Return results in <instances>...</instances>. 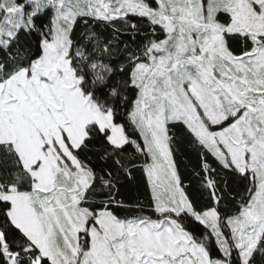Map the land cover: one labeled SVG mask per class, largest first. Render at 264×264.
I'll return each mask as SVG.
<instances>
[{
    "label": "snow or ice",
    "instance_id": "1",
    "mask_svg": "<svg viewBox=\"0 0 264 264\" xmlns=\"http://www.w3.org/2000/svg\"><path fill=\"white\" fill-rule=\"evenodd\" d=\"M26 2L31 11L0 0V48L8 53L0 62V151L11 166L0 175V264H254L256 253L264 257V0ZM47 7L54 15L41 28L34 17ZM78 17L144 37L124 49L115 83H107L114 70L83 47L73 55ZM21 30L38 33L34 58L12 55ZM95 39L94 51L110 55V43L101 48ZM129 104L138 138L116 122ZM90 142L108 146L103 158L114 168L98 174L85 162ZM181 144L196 156L206 202L197 204L183 183L174 159ZM141 169L154 215L140 205L120 215L131 211L118 199L121 173ZM229 179L243 190L231 214H222ZM186 221L205 231L196 236Z\"/></svg>",
    "mask_w": 264,
    "mask_h": 264
},
{
    "label": "trees",
    "instance_id": "2",
    "mask_svg": "<svg viewBox=\"0 0 264 264\" xmlns=\"http://www.w3.org/2000/svg\"><path fill=\"white\" fill-rule=\"evenodd\" d=\"M25 0H18V2H24ZM150 2L155 6L154 0ZM29 7L28 5L25 6ZM51 9L45 8L41 13L34 17V22L37 26L43 27L44 25H50ZM221 20L224 19L223 14H220ZM129 19L134 22L141 23V32H146L147 29L143 26L140 18L130 16ZM114 32L112 27L104 25L102 23H94L91 18L78 17L74 22L73 31L71 33V39L74 42L72 49L73 55L77 48L83 47L86 53L90 56V60L102 63L110 66L114 71L110 74L108 84L115 83L122 75L120 69L124 64V57L126 52L124 49L127 47L129 50L135 48L139 44L143 43L144 37L137 34L133 37L123 31ZM99 38L101 43L100 47L103 48L105 45L110 43L111 54L108 53H97L94 51L96 47V39ZM160 38H163L162 35ZM38 45V33L33 31L28 33L27 31L21 30L18 39L13 44L12 55L19 56L23 55L30 58L33 57V53L36 52ZM8 57L3 48H0V62H3ZM89 71L88 68L84 69ZM91 80V75H89ZM102 90V89H101ZM134 95L132 99H134ZM131 105H122L118 111L116 122L121 123L127 129L129 135L133 138H138V133H134L128 120V112ZM142 143V141H141ZM108 146L103 143L90 142L88 149L85 150L83 156L85 162L89 164L98 174L101 169L114 168L112 159H104V151ZM127 152H134V149L128 148ZM138 155V154H137ZM174 159L177 163L179 173L183 179L184 185L187 186L188 193L197 202V204L206 202L203 199L202 193L199 191V178L196 175V156L192 151L185 145L181 144L177 147ZM143 161V158L135 159L134 163L138 166ZM11 166L7 156L0 151V175L6 171H10ZM223 187V183L221 185ZM120 196L118 199H122L126 205L131 206L129 209L119 210L120 215L135 214L136 205H140L145 214L154 215L149 209L151 208V192L147 185V178L143 174L142 169L133 171L131 177L127 174L121 173L120 183L118 184ZM243 190V186L239 185L234 179H229L228 187L224 188L223 196L224 199L220 202L221 213L227 212L231 214L233 206L235 204V198H238V194ZM195 224V226H194ZM187 230L192 231L196 236H200L204 231V227L198 225L195 222L186 221ZM227 231V230H225ZM217 250L213 248L212 254L216 255ZM254 264H264V257H261L259 253L254 256Z\"/></svg>",
    "mask_w": 264,
    "mask_h": 264
},
{
    "label": "rangeland",
    "instance_id": "3",
    "mask_svg": "<svg viewBox=\"0 0 264 264\" xmlns=\"http://www.w3.org/2000/svg\"><path fill=\"white\" fill-rule=\"evenodd\" d=\"M154 2H155V0H154ZM19 3H22V4H25V6L27 5V2H26V0L24 1V2H19ZM47 8H50L51 9V12H52V14H51V18L53 17V15H54V9H52L51 7H47ZM25 10L26 11H31V8L30 7H25ZM0 18H2V13H0ZM51 18H50V21H51ZM130 110H131V108H130ZM129 110V111H130Z\"/></svg>",
    "mask_w": 264,
    "mask_h": 264
}]
</instances>
